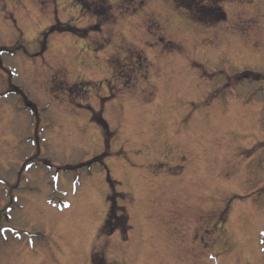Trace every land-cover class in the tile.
Listing matches in <instances>:
<instances>
[{"label": "rangeland", "instance_id": "374dc122", "mask_svg": "<svg viewBox=\"0 0 264 264\" xmlns=\"http://www.w3.org/2000/svg\"><path fill=\"white\" fill-rule=\"evenodd\" d=\"M221 6L0 0V264H264V0Z\"/></svg>", "mask_w": 264, "mask_h": 264}, {"label": "trees", "instance_id": "16d2710c", "mask_svg": "<svg viewBox=\"0 0 264 264\" xmlns=\"http://www.w3.org/2000/svg\"><path fill=\"white\" fill-rule=\"evenodd\" d=\"M222 1L223 0H175V3L178 7L184 8L189 11L196 20L211 24L218 23L226 19L227 14L221 6ZM59 28L60 26L52 27L50 32H54ZM65 28L71 29L70 26L66 25L63 26L62 31L66 30ZM94 120H96L107 130H109L108 123L102 116H94ZM127 216L128 214L126 213L125 207L118 205L114 196L110 197V207L103 226L105 232L108 235H112L116 231H120L123 236H125L131 228V226L126 224V222H128ZM98 257L99 254H94L92 264H97Z\"/></svg>", "mask_w": 264, "mask_h": 264}, {"label": "snow or ice", "instance_id": "6c2138e0", "mask_svg": "<svg viewBox=\"0 0 264 264\" xmlns=\"http://www.w3.org/2000/svg\"><path fill=\"white\" fill-rule=\"evenodd\" d=\"M130 2H132V0H130ZM143 0H135V3H142ZM262 235H264V233H262Z\"/></svg>", "mask_w": 264, "mask_h": 264}]
</instances>
